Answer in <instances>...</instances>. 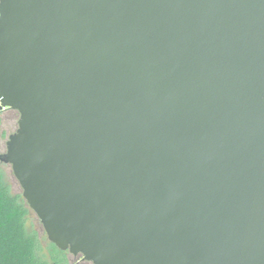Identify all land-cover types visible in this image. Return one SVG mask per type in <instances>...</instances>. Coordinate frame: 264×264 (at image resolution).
<instances>
[{"label":"water","instance_id":"obj_1","mask_svg":"<svg viewBox=\"0 0 264 264\" xmlns=\"http://www.w3.org/2000/svg\"><path fill=\"white\" fill-rule=\"evenodd\" d=\"M0 161L95 264H264V0H0Z\"/></svg>","mask_w":264,"mask_h":264},{"label":"trees","instance_id":"obj_2","mask_svg":"<svg viewBox=\"0 0 264 264\" xmlns=\"http://www.w3.org/2000/svg\"><path fill=\"white\" fill-rule=\"evenodd\" d=\"M3 110L13 109H0V113ZM30 210L23 191L13 192L0 172V264H60L64 251L54 243L50 244L57 254L52 250L49 258L41 254L38 233L27 227Z\"/></svg>","mask_w":264,"mask_h":264},{"label":"rangeland","instance_id":"obj_3","mask_svg":"<svg viewBox=\"0 0 264 264\" xmlns=\"http://www.w3.org/2000/svg\"><path fill=\"white\" fill-rule=\"evenodd\" d=\"M19 118L20 114L16 110H3V112L0 113V154L7 150V141L9 136L17 130ZM0 172L4 181L11 186L13 192L23 191L10 164L0 161ZM27 227L30 232L38 233L40 238V252L44 257L49 258L50 250L57 254V250L50 244L51 241L48 239L39 217L32 209L27 215Z\"/></svg>","mask_w":264,"mask_h":264},{"label":"flooded vegetation","instance_id":"obj_4","mask_svg":"<svg viewBox=\"0 0 264 264\" xmlns=\"http://www.w3.org/2000/svg\"><path fill=\"white\" fill-rule=\"evenodd\" d=\"M64 254L59 257L60 264H95L91 260H87L81 253L73 254L69 250H63ZM52 264H56L52 262Z\"/></svg>","mask_w":264,"mask_h":264},{"label":"built area","instance_id":"obj_5","mask_svg":"<svg viewBox=\"0 0 264 264\" xmlns=\"http://www.w3.org/2000/svg\"><path fill=\"white\" fill-rule=\"evenodd\" d=\"M0 16H1V8H0Z\"/></svg>","mask_w":264,"mask_h":264}]
</instances>
